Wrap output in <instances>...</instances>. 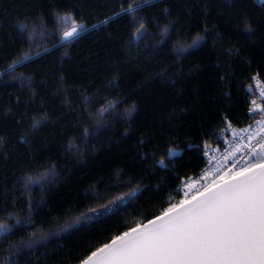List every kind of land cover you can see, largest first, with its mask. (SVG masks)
<instances>
[{"label":"trees","instance_id":"trees-1","mask_svg":"<svg viewBox=\"0 0 264 264\" xmlns=\"http://www.w3.org/2000/svg\"><path fill=\"white\" fill-rule=\"evenodd\" d=\"M128 3L0 0V218L8 213L26 218L29 202L38 206L32 210L36 227L16 231L11 240L36 229L55 231L101 203L94 192H116L118 181L143 186L117 215L49 237L37 250H25L19 264H76L89 246L151 218L168 200L176 202L180 179L203 169L205 144L220 145L223 132L252 122L247 114L255 98L252 77L264 81V5L148 0L134 18L99 24ZM70 6H76L88 31L65 46L54 13ZM141 19L147 34L138 39ZM19 24L36 27L32 43ZM197 34L204 36L201 44L178 53L176 45L191 44ZM23 52L33 59L6 72ZM111 102L115 107L96 124L89 112ZM34 120L41 121L39 127L33 128ZM70 142L77 147L70 148ZM170 148L180 155L169 157ZM48 169L55 175L25 186L26 177Z\"/></svg>","mask_w":264,"mask_h":264},{"label":"snow or ice","instance_id":"snow-or-ice-1","mask_svg":"<svg viewBox=\"0 0 264 264\" xmlns=\"http://www.w3.org/2000/svg\"><path fill=\"white\" fill-rule=\"evenodd\" d=\"M258 2L264 5V0ZM146 3L148 0H129L126 8L121 5L118 11L99 21V24L107 25L124 15L134 18ZM75 7L70 6L69 9L54 13L60 42L65 46L88 31L83 18L73 10ZM245 23L247 25V21ZM92 27L96 28L98 25ZM18 28L28 33L29 42L32 43V37L37 34L36 27L19 24ZM246 31L251 32L252 29L246 27ZM136 32L138 39L147 34L142 19ZM164 32L169 33V29L165 27ZM39 34L44 35L43 24ZM203 40L204 36L197 34L191 44L178 43L177 51L183 53L189 48L197 47ZM238 52L237 49L236 54ZM31 59L33 56L30 52H23L11 61L5 71L14 72L17 66L24 65ZM252 80H256V77L253 76ZM249 89L251 90V85ZM114 107L115 102H111L95 114L89 112V117L100 124L105 113ZM134 110L135 106L126 111L130 115ZM248 112L253 123L248 128L241 129L247 135L236 142L225 139L224 142L229 146L223 149L222 163L216 157L207 159L210 169L202 171L195 178L186 176L180 179V198L176 202L168 200L167 206L154 213L151 218L145 217L142 222H134L127 230L118 231L98 246H89L87 254L78 258L76 264H264V91L250 101ZM257 115L259 119H256ZM40 123V120H34L33 128L39 127ZM224 123L226 128L231 126L227 117L224 118ZM249 129L252 131L249 132ZM84 135H90L88 127L84 128ZM69 147L77 146L70 142ZM210 149L211 145L205 144L203 157L208 158ZM168 155L179 156L180 150L170 148ZM213 159H217L216 164H212ZM158 164L167 167L164 159H160ZM50 175H55L53 169L36 177L28 176L24 181L25 186L44 181ZM114 187L116 192H106L103 195L94 192L93 198L101 203L64 224L57 225L55 231L36 229L19 241L11 238L16 231L36 227L32 210L38 206L29 202L26 218L15 213H8L0 218V245L7 244L6 249L0 247V252H7V255H0V264H19V257L25 250H37V245L47 241L49 237L77 230L89 221L117 215L123 206L137 199L143 188L142 185L132 187L131 179L123 185L118 181ZM122 187H127L128 190L119 191ZM105 200L106 203L103 202ZM9 218L13 222L9 223Z\"/></svg>","mask_w":264,"mask_h":264},{"label":"built area","instance_id":"built-area-1","mask_svg":"<svg viewBox=\"0 0 264 264\" xmlns=\"http://www.w3.org/2000/svg\"><path fill=\"white\" fill-rule=\"evenodd\" d=\"M255 77H256V80H252V86L255 90V98H256L261 91H264V81L258 76H255ZM259 102L260 101H258V103ZM247 114L251 118L248 111H247ZM256 119H259L258 115L256 116ZM251 123H253V120ZM246 128H248V125L243 128L230 129V130H227L226 132H223V135L221 134V137H220V145H217L211 148V149H215V151H212L211 149L209 150L208 158H205V165L199 174H201L202 171H205L211 168V165L207 163V159L209 158L216 157L222 163L223 162V156H222L223 149L229 146L228 144L224 142L225 139H227L229 142H236L237 140H240L241 137L247 135V133L241 131V129H246ZM248 131L251 132L252 129H249ZM246 142L247 141H241V143H246ZM217 159H213L212 164H216Z\"/></svg>","mask_w":264,"mask_h":264}]
</instances>
